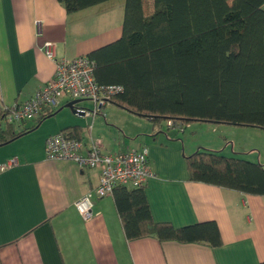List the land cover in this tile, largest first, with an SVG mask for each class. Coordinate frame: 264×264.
I'll return each mask as SVG.
<instances>
[{
    "label": "crops",
    "instance_id": "obj_1",
    "mask_svg": "<svg viewBox=\"0 0 264 264\" xmlns=\"http://www.w3.org/2000/svg\"><path fill=\"white\" fill-rule=\"evenodd\" d=\"M93 9L97 7L68 15L58 0H0V109L28 101L53 79L55 64L40 51L43 43L55 44V59H72L120 39L122 23L106 24L98 31H92L91 24L87 26L91 21L95 24L99 15ZM69 102L64 99L60 111L36 129L0 146V165L11 158L18 160L16 166L0 172V264L264 261V197L190 182L184 157L194 151L186 152V143L162 132V127H152L144 118L139 117L144 129L136 131L133 118H129L131 127L125 129L108 115H98L92 120L93 131L87 133L83 128L88 119L64 108ZM82 102L88 101H81L76 108H81ZM34 124L15 127L22 131ZM73 126L81 128L84 149L92 141L87 135L98 137L105 153L147 148L152 176L143 188L153 220L175 228L213 221L222 245L212 248L196 243L159 242L153 237L128 241L112 196L94 199L91 218L83 220L74 204L98 185V170L49 161L44 155L46 138ZM31 135H38L37 139L25 143Z\"/></svg>",
    "mask_w": 264,
    "mask_h": 264
},
{
    "label": "trees",
    "instance_id": "obj_2",
    "mask_svg": "<svg viewBox=\"0 0 264 264\" xmlns=\"http://www.w3.org/2000/svg\"><path fill=\"white\" fill-rule=\"evenodd\" d=\"M68 15L115 0H58ZM122 35L87 54L98 84L121 87L111 104L146 119L154 128L171 120L188 125L257 128L264 131V0H122ZM60 108L17 131L0 109V146L33 131ZM170 130V129H168ZM82 140L81 128L66 127ZM189 181L264 197V164L240 156L197 150L184 157ZM114 206L129 240L222 245L213 221L175 228L156 223L144 188L119 186ZM264 264V261L261 263Z\"/></svg>",
    "mask_w": 264,
    "mask_h": 264
},
{
    "label": "built area",
    "instance_id": "obj_3",
    "mask_svg": "<svg viewBox=\"0 0 264 264\" xmlns=\"http://www.w3.org/2000/svg\"><path fill=\"white\" fill-rule=\"evenodd\" d=\"M54 46L53 42H45L40 47L44 56L55 64L53 79L28 101L2 107L8 110V123L35 122L42 114L59 108L64 99L90 102V109L76 110L81 112L84 118L94 120L101 114V110L111 103L112 98L122 91L121 87L105 86L96 82L94 62L87 55L72 59H55ZM188 126L171 120L166 123L167 129L181 133ZM44 153L49 161L71 162L80 169L98 170V185L74 204L85 221L92 216L94 199L112 196L115 188L119 186L142 188L152 176L148 165V149L145 147L110 154L103 152L100 140H92L89 148L84 149L82 140L67 138L58 133L46 138ZM17 164V158H11L0 165V172Z\"/></svg>",
    "mask_w": 264,
    "mask_h": 264
},
{
    "label": "rangeland",
    "instance_id": "obj_4",
    "mask_svg": "<svg viewBox=\"0 0 264 264\" xmlns=\"http://www.w3.org/2000/svg\"><path fill=\"white\" fill-rule=\"evenodd\" d=\"M111 8L103 14H99L91 23L92 31L93 28L95 31H98L102 28L109 25H118L123 21V3L122 0H115L109 4ZM97 10V9H93ZM84 14V13H83ZM89 29L84 33H88ZM81 108L90 109L91 105L88 102H82L80 104ZM66 110V109H63ZM108 117L110 120L114 119L115 124H119L125 129L130 128L131 122L129 118H133L134 127L136 131H142L143 120L136 119L131 117L125 110L118 109L114 105H106L102 110L100 116ZM97 117V116H96ZM85 119V118H84ZM112 124V122H108ZM148 124H150L147 121ZM85 127L83 130L85 132H92L95 126V123H92V119H88L85 122ZM107 124V123H106ZM189 126L181 133L175 130L167 131L166 122L162 121V132L169 133L185 144V151H197V149H206L210 151H216L222 153L225 156H236V153L244 154L241 156L242 159L253 162L264 164V131L257 128H244V127H235L232 125H215L209 122H191ZM47 127L43 128L40 132L44 131ZM107 128V127H106ZM48 131V130H47ZM38 135H31L25 139V143H29L30 140L34 141L37 139ZM121 137L122 134H120ZM88 140L97 141L100 140L98 137H89ZM193 153V152H192ZM45 155V153H44ZM261 155L260 159L259 156ZM238 156V155H237Z\"/></svg>",
    "mask_w": 264,
    "mask_h": 264
},
{
    "label": "water",
    "instance_id": "obj_5",
    "mask_svg": "<svg viewBox=\"0 0 264 264\" xmlns=\"http://www.w3.org/2000/svg\"><path fill=\"white\" fill-rule=\"evenodd\" d=\"M80 100H76V101H71L68 104H66L64 106V108L69 109L73 114L78 115V116H83V114L81 112H79L78 110H76V105L78 103H80Z\"/></svg>",
    "mask_w": 264,
    "mask_h": 264
}]
</instances>
